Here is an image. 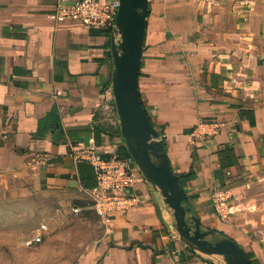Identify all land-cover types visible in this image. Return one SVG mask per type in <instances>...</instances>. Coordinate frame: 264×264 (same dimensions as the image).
<instances>
[{
  "label": "crops",
  "instance_id": "obj_1",
  "mask_svg": "<svg viewBox=\"0 0 264 264\" xmlns=\"http://www.w3.org/2000/svg\"><path fill=\"white\" fill-rule=\"evenodd\" d=\"M149 2L140 95L173 170L196 172L186 182V205L202 225H219L211 214L215 192L233 193L264 172V0ZM56 4L0 0V182L48 191L59 208H82L76 228L55 236L58 264H223L179 239L171 209L146 180L130 189L139 199L107 222L92 209L71 146L95 143L107 156L125 146L121 132L97 130L115 108L114 33L57 18ZM212 117L217 133L195 139L197 124ZM225 149L237 163L223 168L218 152ZM43 154L50 159L37 162ZM230 210L240 214L236 222L220 218L235 228L232 236L241 234L255 264H264V240L243 224L245 214Z\"/></svg>",
  "mask_w": 264,
  "mask_h": 264
},
{
  "label": "water",
  "instance_id": "obj_2",
  "mask_svg": "<svg viewBox=\"0 0 264 264\" xmlns=\"http://www.w3.org/2000/svg\"><path fill=\"white\" fill-rule=\"evenodd\" d=\"M116 31L112 36V87L124 144L174 216L179 239L206 260L220 256L223 264H251L242 246L232 238L210 239L201 220L186 205V195L164 150L163 136L154 127L139 91V69L146 37L149 0H119Z\"/></svg>",
  "mask_w": 264,
  "mask_h": 264
},
{
  "label": "rangeland",
  "instance_id": "obj_3",
  "mask_svg": "<svg viewBox=\"0 0 264 264\" xmlns=\"http://www.w3.org/2000/svg\"><path fill=\"white\" fill-rule=\"evenodd\" d=\"M116 108V105H115ZM109 109L104 116L103 126L115 132L120 129L117 109ZM50 192L28 190L15 180L0 182V264H58L54 260L55 236L76 228L80 216L70 212V208L56 207L54 196ZM218 204L220 213L226 220L238 219L232 207L245 216V226L256 238L264 240V172L251 180L249 185L229 193ZM224 221L222 220V223ZM226 223V222H225ZM229 224V223H227ZM239 224V226L243 225ZM220 227L215 220L202 225L204 230ZM227 231V230H226ZM37 234L43 236L40 244L34 245ZM258 236V237H257ZM210 239H219L216 234ZM264 242V241H263ZM58 248V246L56 247ZM59 251V248H58Z\"/></svg>",
  "mask_w": 264,
  "mask_h": 264
},
{
  "label": "built area",
  "instance_id": "obj_4",
  "mask_svg": "<svg viewBox=\"0 0 264 264\" xmlns=\"http://www.w3.org/2000/svg\"><path fill=\"white\" fill-rule=\"evenodd\" d=\"M119 8V0H57L55 16L79 20L87 25L115 33ZM110 92L111 102L115 103L112 84ZM218 128L219 122L202 120L197 124L192 135L197 140L205 141L215 135ZM71 154L77 161H86L95 169V187L92 189L83 187L82 191L86 192L92 209L103 221H108L111 212L127 210L139 199V196L130 189L145 178L132 157H122L117 153L107 156L95 143L75 144L71 146ZM38 157L37 162L50 159L48 154ZM225 196L222 191L214 194L213 202L219 213L218 204L226 199ZM81 211L80 206L71 208V212L75 215L80 214ZM42 240L43 236L37 234L33 242L40 244Z\"/></svg>",
  "mask_w": 264,
  "mask_h": 264
},
{
  "label": "trees",
  "instance_id": "obj_5",
  "mask_svg": "<svg viewBox=\"0 0 264 264\" xmlns=\"http://www.w3.org/2000/svg\"><path fill=\"white\" fill-rule=\"evenodd\" d=\"M108 34L110 36L112 35L110 32H108ZM140 68H141V64H140ZM139 76H140V69H139ZM141 100H142V98H141ZM142 104H143L144 108L146 109L143 100H142ZM146 111H147V109H146ZM147 113H148V111H147ZM243 114L251 119V124L252 125L255 124V117H254V114H253L252 111H245ZM148 115H149V113H148ZM203 121H206V122H219V120H217V119H215L213 117L212 118H204ZM153 125H154L155 128H157L155 126V124H153ZM97 130H98V135H100V133L102 131H105V127L98 126ZM117 132L120 133L121 130L118 129ZM163 144H164V150L167 153V145H166L164 140H163ZM119 154L122 157H131L129 152H128V150H127V148H126V146L123 147V149L120 151ZM218 155L220 157V165L223 168L231 167V166H233V165H235L237 163V160L235 159L236 156H235V154L233 153V151L231 149H225L223 151H220V152H218ZM93 169H94V167L91 164H89L88 162H86V161H81L80 164H79L80 179H81L82 186L84 188L92 189L96 185V174H95ZM176 174L178 176L179 182H180L184 192H185L186 182H190L191 180L195 179V177H196V172L193 169H191L189 172L176 173ZM185 195H186V202H187L188 197H187V193L186 192H185ZM212 209L213 210H212L211 214H213V216H217V219H218V221L220 223L219 224L220 227L211 229V230L214 231V234L218 235L219 238H222V237L232 238L233 240H235L236 242H238L240 244L238 238L241 236V234L238 233V234H235V235L232 236L231 234H232V232L234 231L235 228L232 225L227 224L225 222L222 223V219L220 218V216H219L214 204H213ZM245 253H246L248 259L250 260L251 264H255V262L253 260V254L247 253V252H245Z\"/></svg>",
  "mask_w": 264,
  "mask_h": 264
}]
</instances>
